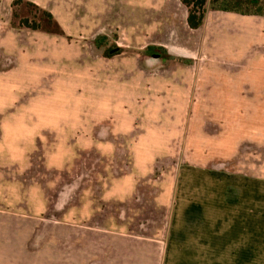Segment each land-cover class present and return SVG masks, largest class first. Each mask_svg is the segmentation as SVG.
I'll use <instances>...</instances> for the list:
<instances>
[{"label":"rangeland","instance_id":"rangeland-1","mask_svg":"<svg viewBox=\"0 0 264 264\" xmlns=\"http://www.w3.org/2000/svg\"><path fill=\"white\" fill-rule=\"evenodd\" d=\"M29 1L64 35L14 28V0H0V48L14 39L0 64L20 48L43 72L27 133L0 119V141L23 149L0 152V225H16L0 239L45 257L171 241L182 253L166 264H264V103L249 86L263 80L264 16L209 4L216 17L193 30L180 0Z\"/></svg>","mask_w":264,"mask_h":264},{"label":"crops","instance_id":"crops-1","mask_svg":"<svg viewBox=\"0 0 264 264\" xmlns=\"http://www.w3.org/2000/svg\"><path fill=\"white\" fill-rule=\"evenodd\" d=\"M180 6H184V18L187 19L188 16V10L185 5L180 0ZM165 8H167V5H165ZM168 8H170L168 6ZM153 11L154 8L152 9ZM171 9H169V14H165L166 18L164 19H169L172 17L171 14ZM210 12V11H209ZM207 12L206 19H212L215 18V12H212V16L210 13ZM155 19L160 18L159 13L154 14ZM202 28V27H201ZM200 28V29H201ZM199 30V29H197ZM260 35V34H259ZM261 39L263 38L262 36ZM13 37L10 33L9 37L4 36L3 38V47L0 48V55H3L4 57L6 56L5 54H8L5 51V46L7 45V42L9 43L8 45L11 44ZM17 40V39H16ZM15 40V42H17ZM6 44V45H5ZM7 45V46H8ZM15 46L19 47L18 45ZM19 52H14V57L16 58L17 65L11 66V67H6V65L0 64V119L3 121L4 126L3 130H5V127L10 128L11 130H15L16 135H23L26 134L28 131V119L29 117L32 118V114H36V118L38 115V112H29L28 111V98H27V91L28 87L32 85L33 81H35V85L37 86L38 82L41 84V80L43 78V72L37 68V66H29L27 64L22 65L20 64L21 62V55L20 54L21 49L17 48ZM16 49V50H17ZM10 54L13 55V53L9 52ZM16 53V54H15ZM259 64V67L251 70H260L256 71L255 75H259L260 78H263V80H257V78L254 82L251 81L249 83V86L251 88L255 89V93L258 94V96L261 98L259 101L260 103H264V54L262 55L261 58H254V61ZM263 66V68H262ZM8 69V70H7ZM34 74V75H32ZM252 74V73H251ZM254 74V73H253ZM252 74V75H253ZM252 75L249 77L252 78ZM259 89V90H258ZM229 96L232 94V92L227 93ZM250 103H253L252 100H249ZM35 104L37 105L38 102L35 100ZM37 134V133H36ZM7 140L4 139V142L1 140L0 141V152L4 154V156L8 155L13 158V159H22L23 155L20 154L23 149L20 147V144H15L18 147H11L12 145H9L8 143H5ZM19 154V155H16ZM6 190H1L0 193L5 192ZM190 209V208H189ZM1 213H11V211L5 210V209H0ZM19 214V213H16ZM77 225V224H73ZM22 226V225H19ZM191 227V226H190ZM199 226H195V229H197ZM13 228H16V225H13L12 223L9 225H6V223L3 221L2 225H0V230L2 229L3 231H7L10 233ZM117 233H120V231H116ZM122 233V232H121ZM120 233V234H121ZM123 234V233H122ZM197 234V233H196ZM10 238H3L0 239V264H93L98 263V264H166L168 263H173V262H180L179 261V256L182 253L178 247H183V246H177L174 244H171V241L169 242L167 248H166V253L163 254L159 250V253L156 252V246L152 245L149 241L145 243H141L143 247L146 246L147 250L145 252H140L134 251L133 249H137V247H140V243L132 242L129 245V241L127 242L128 246L131 248L129 251L128 255L131 254V256L124 255V241L119 240V242H116L115 247L118 248L117 254L112 255V256H100L96 257L94 255H91L90 253L92 252L91 249L83 250L81 251V254H77V252H71L70 250L67 252V255H59V254H53L52 256H43V255H32L28 254L27 248L29 245L31 246V242L26 241H21L18 239H13L9 235ZM199 239H201L199 237ZM188 238L183 240L182 242H187ZM117 243L121 244L118 245ZM36 244V243H35ZM145 244V245H144ZM174 245V246H173ZM34 246V245H33ZM36 246H38L36 244ZM97 246V245H96ZM141 246V247H142ZM114 247V246H113ZM175 248V251L171 252V248ZM88 248V247H87ZM119 253V254H118ZM186 263V262H184Z\"/></svg>","mask_w":264,"mask_h":264},{"label":"trees","instance_id":"trees-1","mask_svg":"<svg viewBox=\"0 0 264 264\" xmlns=\"http://www.w3.org/2000/svg\"><path fill=\"white\" fill-rule=\"evenodd\" d=\"M181 2L188 10L187 23L193 30L203 27L209 4L213 10L264 16V0H181ZM12 6L14 17L17 18L13 19L11 23L14 28H28L50 34L64 35L63 28L50 10L29 0H14ZM20 6L26 9L23 15L18 13ZM18 7L19 10L17 11Z\"/></svg>","mask_w":264,"mask_h":264}]
</instances>
